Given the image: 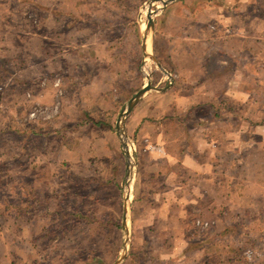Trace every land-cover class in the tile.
<instances>
[{
  "label": "crops",
  "instance_id": "crops-1",
  "mask_svg": "<svg viewBox=\"0 0 264 264\" xmlns=\"http://www.w3.org/2000/svg\"><path fill=\"white\" fill-rule=\"evenodd\" d=\"M51 2L0 0V101L4 103L0 105V122L8 125L0 127V163L9 167L1 171L0 179L34 177L31 170L37 160L33 154L43 149L49 169L45 177L50 181L46 192L51 197L45 209L46 225L48 220L51 225L57 221H53L56 214L61 220L67 217V209L64 206L60 209L59 201L61 195L64 200L67 198V189H54L53 181L68 180L71 173L64 168L53 172L50 165L59 162L71 168L66 162L74 156L73 147L62 141L56 147L58 142L53 138L46 140V144L36 141L34 123L13 125L26 113L20 103L26 93H34L31 104L52 102L51 92L34 89L38 76L45 75L48 60L59 55V50L57 54L53 52L51 42L45 39L52 36L51 32L54 34ZM249 2L216 0L203 15L199 14L224 27L235 25V37L210 33L200 18L192 21L195 27L191 32L182 18L167 11L171 4L164 6L165 17L153 29L150 48L153 58L161 67L162 62L175 61L173 68L182 77L173 87L161 88L162 76L153 75L151 85L162 90L143 95L126 117L125 127L136 138L140 151L125 226L127 230L131 227L133 233L141 229L140 241L156 246L158 255L154 260L158 264H247L237 261V257L250 248L257 253L252 264H264V16H246L243 12ZM231 4L238 10V16L229 14ZM262 8L264 5L259 7ZM27 16L40 23L38 35L28 33L31 25ZM67 16L60 51L66 102L61 103L62 118L51 135L67 134L70 112L77 106L84 116L85 106L93 105L91 101L100 98L101 93L103 105L111 100L115 107L117 103L122 105L124 102L115 93L123 90V82L131 76L129 70H119L123 66L119 36L111 27L100 26L98 12L79 11ZM47 23L51 31L46 29ZM250 29L253 35H248ZM177 61H182V65ZM137 86L138 92L143 86L140 83ZM95 124L106 127V122ZM102 146L103 142L101 154ZM58 154L69 159L56 161ZM77 156L84 169L85 151ZM11 164L22 168L11 169ZM2 184L3 188L7 186ZM12 191L25 200L32 190L17 187ZM30 208V204L0 205L1 210L15 212L17 240L26 249L13 260H9L7 253L2 254L3 264H54V258L47 259L46 252L40 253L39 249L42 243L53 244L58 239L52 242L45 239L39 244L36 235L32 239L23 236L28 232L25 228L32 225L23 214ZM197 218L213 222L215 228L207 232L194 229ZM79 222L90 227L85 217ZM122 222L123 216L120 223L123 233ZM91 224L94 228L103 226L98 218ZM5 237L8 238L6 233ZM127 257L118 264L129 261Z\"/></svg>",
  "mask_w": 264,
  "mask_h": 264
},
{
  "label": "rangeland",
  "instance_id": "rangeland-1",
  "mask_svg": "<svg viewBox=\"0 0 264 264\" xmlns=\"http://www.w3.org/2000/svg\"><path fill=\"white\" fill-rule=\"evenodd\" d=\"M194 1L195 0H175L170 3V8H168L169 10L167 11L175 15L176 18H182L183 23L189 25V30L191 32V28L195 27L194 24L192 26V21L200 18L205 22L204 27H206L210 33H220L222 35L235 37L234 30L237 28L235 25L234 27L236 28L232 27V25L224 27L214 19L209 20L205 16H199V14L203 15L204 11L212 6V1L216 0ZM260 4L264 5V0H250L249 6L243 13H245L246 16L253 14L261 17L264 16V9H259L261 6ZM50 7L54 14L53 26L51 28L47 23L46 29L49 31L53 30L54 34L51 32L52 36L45 37V39L51 42V49L53 52L57 54V50H59V55L55 59L53 55L50 60L47 59L49 65L46 66L45 75L38 76L39 79L35 82L34 89L40 92L41 90L43 92H51L52 102L49 104H31V96L34 93H26L25 98L20 102L22 108L23 105L25 106L24 111L26 113L15 121L13 127L27 126L29 123H34L36 125L34 129V139L36 141H43L44 144H46V140L53 138L58 142V144L55 145L56 147L60 145V141L73 147V158H65L61 154H58L57 156L59 158L56 160L59 161L61 159L65 161V159H69L66 164H71V168H66L65 164L59 162L57 165H50L53 172L57 170L60 171L64 168L66 171L69 169V173H71V178L68 180L59 179L53 181L54 189L57 187H60V189L65 187L67 189V198L64 200L63 195H61L59 200L61 202L60 209L63 208V206L67 209V217L65 220H61V217L59 219L56 214L53 221L56 219L57 221L51 225V220H48V225H46L45 219L47 217L45 209L46 204H50L51 197L48 198V193L46 192V186L50 184V181H46L45 177V172L49 169L47 168L48 166L45 158L46 153L45 151L43 152V149L38 151V155L35 152L33 154L34 160H37V162L35 161L36 163L34 162L35 168L31 170L32 173L35 174L34 177L23 178L22 180L14 178L10 180L0 179V205H31L30 210H25L23 214L26 220L32 221V225L25 228L28 232L23 236H25V239H32V237L36 235L39 244L41 241H45V239L47 240L45 242H52L54 239H58L57 243H42L44 245H41L39 249L40 253L46 252L44 257H47V259L52 260V258H54V264H114L116 257L123 253V233L120 223L123 216L122 202L125 193L126 173L125 159L122 153L120 139H118L115 132L114 124L117 114L125 106V100L128 99V97L134 96L139 88L137 86L138 83H140L141 86L144 84V74L150 72L151 81L153 80V75L155 77L158 73L161 75V72L155 69L151 61L145 59V63L142 62L140 48L143 38L142 31L145 27L147 15L150 13L154 29L165 17V13L162 11L165 7L161 8V4L153 0H52ZM230 7L232 9L230 8L229 14L238 16L237 13L239 12L233 8V4H231ZM94 10L98 12L101 17L100 26L102 28L111 27L119 36V56L123 58V66L119 68V70L124 69V72L129 70L131 72L130 77H133V79L130 80V77L127 76V81L123 82V90H121L120 93H115V96L119 97V101L121 100L124 102L122 105L117 103V107H115L113 102L110 104L112 100L105 102L103 105V101H101L103 100V93H101V95H99L100 98L91 101L93 105H89V107L85 106L87 112L84 110L86 113L83 112L84 116L79 114L80 110L77 109V106L70 112L68 115L70 126L68 127L69 130L67 134L61 135L60 133V135H51L53 127H56V122H59L62 118V114L59 115L60 107H62L61 103L65 104L66 102V95H64L66 92L64 88H62L63 76L65 73L61 68L62 52L60 51L63 47L61 34L65 32L67 14L70 13L72 16L73 14L76 15L79 11L88 13ZM27 18H30L29 23L31 25V29L28 33H31V35H38L41 31L40 23L32 16H27ZM247 32L248 35H253L251 29L247 30ZM150 42L151 39L149 36L146 51L147 53L149 51L150 55L153 57L150 51V45H152ZM38 57L39 59L41 58L40 56ZM185 62L190 64L189 60ZM131 63L132 65L130 66ZM173 63L175 64L176 62L170 61L167 64L162 62V65L165 71H171V75L175 76V85L182 76H178L176 69L173 68ZM177 63L182 65V61H177ZM55 79L59 81L57 87H53L52 85ZM29 86L27 87L29 90L28 92L31 91ZM162 87L164 86H161V88ZM6 88H4V90ZM59 90L61 91L60 94H58ZM55 104H57V109L56 112L52 114L51 108ZM0 105L3 106L4 103L0 101ZM37 107L46 109L48 114L43 117L41 116L29 120L27 114ZM1 109L5 110V107H1ZM2 116L4 115L2 114ZM98 121L102 123L106 122V124H104L106 127H96L95 123ZM125 121L123 127L124 132L129 141H132L136 148V151L132 153L133 159L129 160L131 164L128 163L129 172L131 171L132 173L128 190H130V194L132 193L133 195L135 191L133 185L135 184L137 176V154L140 148L137 145L136 138L128 133L125 127ZM0 123H4L0 124V127H8L5 122ZM12 134L15 135L16 133L14 132ZM101 142H103L102 154L100 151ZM84 143H86V145H82ZM80 144L82 146L81 150L79 149ZM79 150L80 152H78ZM82 150L85 151L86 154L84 169L80 163L81 159L77 156ZM95 154L98 156L97 158ZM97 159L99 160L97 161ZM94 160H96L95 164H93ZM14 166L15 168H22L19 164H11V169H13ZM8 168L9 167H5L4 164L0 163V173L1 171H6ZM94 171L96 172L94 173L95 175L92 173ZM81 175L86 176L82 177ZM78 177H82V179H78ZM3 182L7 185L4 188L2 187ZM17 187H22L23 189L31 188L32 191H30L29 196L25 197V200H21L23 196L15 195L12 191ZM79 193L86 194L80 196ZM130 198H132L131 195ZM56 202H58V195L56 196ZM55 206H57V203H55ZM13 209L15 210V208ZM14 214L15 212L12 210L4 211L0 209V264H3L5 259L1 258L2 254L7 253L9 260H13V257H16L17 253L26 251L25 248H21L17 240L19 238V233L14 224ZM84 217L87 225L89 224L90 227H84L82 222H79V219L84 220ZM97 218L103 222L101 228H94V225L91 224V222ZM195 221L208 223L206 228H200L193 224V228L199 231L207 232L215 228L213 222L201 218H197L194 222ZM69 225L72 226L68 227ZM141 232V229L137 228L133 233L131 227L128 228V245L125 257L129 256L130 258H127L130 260L125 264H158V260H154L156 255H158L156 246L151 242L142 243L140 241L142 237ZM5 233L8 235V238L5 237ZM50 237H52V240ZM47 246H49V248ZM246 253H251L249 260L245 258ZM256 255V251L250 248L239 255L237 257L239 260L237 261L241 260L247 264H252ZM231 261H236V259L231 258Z\"/></svg>",
  "mask_w": 264,
  "mask_h": 264
},
{
  "label": "water",
  "instance_id": "water-1",
  "mask_svg": "<svg viewBox=\"0 0 264 264\" xmlns=\"http://www.w3.org/2000/svg\"><path fill=\"white\" fill-rule=\"evenodd\" d=\"M158 2L159 4H161V8H163L164 6H167L168 4L174 2L175 0H153ZM147 32L150 35V39L152 42V32H153V26H152V19H151V15L149 13V15H147L146 18V22H145V27L142 31V43H141V51H142V62H144L145 59L151 61L155 67V69H157L158 71H160L161 73H164L166 75L165 69L163 67H161L157 61L150 55V52L148 51V55L145 54V48H146V38H147ZM143 87L131 98L127 101V103L125 104L124 108H122L120 110V112L117 114L116 117V121L114 124L115 127V132L116 135L118 137V139H120V144H121V148H122V153L125 159V164H126V173H125V193H124V197H123V202H122V210H123V222H122V228H123V253L120 254L118 256V258L115 260L114 264H118L125 256L126 252H127V245H128V230L127 227L125 226V219H126V214H127V208H128V203H130V190H128L129 187V182H131V177H132V173L131 171L129 172L128 169V163H129V153H128V138L124 132V121L128 115V113L130 112V110L132 109V107L137 103V101L139 99L142 98L143 95H145L146 93L152 91V90H156V91H161L162 89H157L153 86H151V75L148 73L146 76H144V84L142 85Z\"/></svg>",
  "mask_w": 264,
  "mask_h": 264
},
{
  "label": "built area",
  "instance_id": "built-area-1",
  "mask_svg": "<svg viewBox=\"0 0 264 264\" xmlns=\"http://www.w3.org/2000/svg\"><path fill=\"white\" fill-rule=\"evenodd\" d=\"M165 72H166V75L164 73H161V75H162V81H161V84L162 85L161 86H164L165 88H170V87H172V84H173V81H174L175 76L174 75H171L167 71H165ZM148 73L151 75L150 72H148ZM143 74H144V72H143ZM147 74H144V76H146ZM58 84H59L58 79H55L53 81V84L52 85H53V87H57ZM60 93H61V91L59 90L58 94H60ZM56 109H57V104H55L54 106H52L51 113L54 114L56 112ZM47 114L48 113H47L46 109L37 107L35 109H32V111H30L27 114V118L29 120H33V119H35L37 117H41V116L43 117L44 115H47ZM127 142H128L127 144H128V150H129L128 153H129V156H130V158L133 159L132 153H134L136 151L135 145H134V143L132 141H129V139H128ZM193 224H195L197 227H200V228H206L208 226V223H205V222L201 223L199 221H195ZM250 255H251V253H246L245 254V258L249 260L250 259Z\"/></svg>",
  "mask_w": 264,
  "mask_h": 264
},
{
  "label": "bare ground",
  "instance_id": "bare-ground-1",
  "mask_svg": "<svg viewBox=\"0 0 264 264\" xmlns=\"http://www.w3.org/2000/svg\"><path fill=\"white\" fill-rule=\"evenodd\" d=\"M146 35H147L146 40H148V37H149L150 35L148 34V32H147ZM150 43H151V42H150ZM150 46H151V45H150ZM145 54L148 55V53H147V51H146V48H145ZM132 150H133V149H132ZM129 160H132V158H130ZM129 164H131V163L129 162Z\"/></svg>",
  "mask_w": 264,
  "mask_h": 264
},
{
  "label": "trees",
  "instance_id": "trees-1",
  "mask_svg": "<svg viewBox=\"0 0 264 264\" xmlns=\"http://www.w3.org/2000/svg\"><path fill=\"white\" fill-rule=\"evenodd\" d=\"M169 72V71H168ZM170 74H171V71L169 72ZM174 74V73H173ZM174 83H175V80L173 81V84H172V86L174 85Z\"/></svg>",
  "mask_w": 264,
  "mask_h": 264
}]
</instances>
